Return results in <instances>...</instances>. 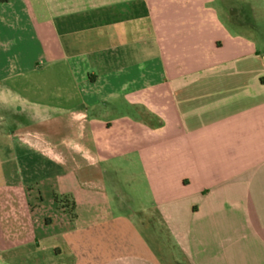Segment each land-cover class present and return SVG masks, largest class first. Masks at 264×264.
Instances as JSON below:
<instances>
[{
  "label": "crops",
  "instance_id": "0c3cea01",
  "mask_svg": "<svg viewBox=\"0 0 264 264\" xmlns=\"http://www.w3.org/2000/svg\"><path fill=\"white\" fill-rule=\"evenodd\" d=\"M0 30L11 86L70 112L93 164L137 157L155 203L137 213L173 239L161 253L127 216L71 226L60 264H264V0H10ZM116 101L135 115L107 119ZM25 180L0 177L6 264L46 239Z\"/></svg>",
  "mask_w": 264,
  "mask_h": 264
},
{
  "label": "rangeland",
  "instance_id": "374dc122",
  "mask_svg": "<svg viewBox=\"0 0 264 264\" xmlns=\"http://www.w3.org/2000/svg\"><path fill=\"white\" fill-rule=\"evenodd\" d=\"M11 56L0 30V177H25L32 188L31 201L40 198L35 211L40 220L36 229L39 238L46 239L38 250L15 247L9 253L15 255L10 264H60V259L64 260L67 254L55 256L54 243L64 249L57 234L60 236L71 226L122 216L134 220L139 233L156 250L165 251L168 241L173 242V239L161 219L149 213H137L141 205L149 208L155 204L150 177L140 172L137 157L131 155L126 159L116 155L93 164L87 154L96 152L88 153L83 149L87 146L86 135L80 134L79 130H84L72 124L70 112L59 113L44 103L25 100L21 92L11 86L16 72L12 69ZM104 104L108 107L106 118L109 120L135 115L132 103H101ZM81 108L88 110L87 105ZM88 177H94L93 186L85 183ZM70 196L75 203L74 217ZM48 220L52 223H47ZM157 223L160 229L156 231L152 224ZM7 254L0 249V256ZM0 264L6 263L0 259Z\"/></svg>",
  "mask_w": 264,
  "mask_h": 264
},
{
  "label": "trees",
  "instance_id": "16d2710c",
  "mask_svg": "<svg viewBox=\"0 0 264 264\" xmlns=\"http://www.w3.org/2000/svg\"><path fill=\"white\" fill-rule=\"evenodd\" d=\"M10 0H0V4L1 3H6V2H9ZM71 213H72V215H73V210H74V202H73V204L71 205Z\"/></svg>",
  "mask_w": 264,
  "mask_h": 264
}]
</instances>
